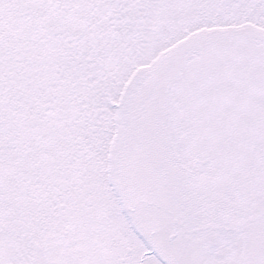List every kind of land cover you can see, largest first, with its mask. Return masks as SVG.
Instances as JSON below:
<instances>
[{"label": "snow or ice", "instance_id": "6c2138e0", "mask_svg": "<svg viewBox=\"0 0 264 264\" xmlns=\"http://www.w3.org/2000/svg\"><path fill=\"white\" fill-rule=\"evenodd\" d=\"M0 264H264V0H0Z\"/></svg>", "mask_w": 264, "mask_h": 264}]
</instances>
